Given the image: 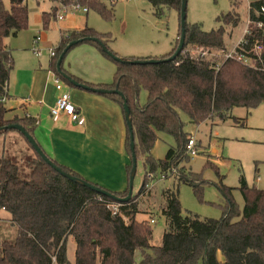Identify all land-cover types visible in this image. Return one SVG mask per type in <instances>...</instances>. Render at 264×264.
Returning a JSON list of instances; mask_svg holds the SVG:
<instances>
[{
    "label": "trees",
    "instance_id": "16d2710c",
    "mask_svg": "<svg viewBox=\"0 0 264 264\" xmlns=\"http://www.w3.org/2000/svg\"><path fill=\"white\" fill-rule=\"evenodd\" d=\"M51 1L54 3L51 11L43 13L44 27L57 19L62 7L73 3L87 7L88 11L94 9L107 19L114 17L113 7L108 8L104 0ZM148 1L158 16L163 14L164 7L176 9L179 14L178 35L169 52L161 56L122 57L127 61L121 62L104 52L97 41L82 42L95 46L115 62L113 81L98 86L124 94L130 108L136 158L145 165L140 190L130 200L118 201L62 175L36 152L19 130L3 129L19 123L34 136L36 120L30 116L12 117L7 105L15 61L13 50L5 40L28 28V0H9L8 5L0 0V135H4L0 153V209L10 214L17 227L15 240H0V264H53L54 259L59 264H264V189L250 186L243 177L239 186L245 202L243 208L235 201L233 188L225 185L223 179L216 184L225 200L219 218H202L191 211L184 215L179 187L164 189L163 215L167 229L160 246L152 244L153 228L149 221L137 219L140 198L149 190V182L156 173L191 185L197 194L208 183L185 165L191 156L186 151L188 134L180 112L187 114L193 124H199L234 117L232 111L239 106L245 107L249 114L264 103V48L258 55L253 51L256 43L264 46V0L250 3V34L245 35V48L239 49L256 59L255 66L225 58L226 26L240 22L237 9L241 0H231V9L218 16L223 24L216 29L205 30L198 22H187L184 48L174 59L169 58L179 44L182 0ZM65 34L55 49L52 64L60 76L56 62L72 40L97 38L119 56L110 46L114 40L111 33H100L86 26ZM199 49H210L214 55L202 57L195 53ZM151 59L156 61L129 62ZM61 69L67 74L62 65ZM141 90L146 92L144 104L139 102ZM108 94L123 108L122 96ZM126 127V150L130 158L126 165L127 187L122 191L111 190L87 180L119 197L128 194L133 166L127 121ZM13 132L21 137L10 135ZM158 132L170 134L176 140L163 159L151 154ZM44 152L64 171L84 179ZM212 167L217 170L215 165ZM69 237L76 241L73 263L67 254ZM137 250L141 253L139 260L135 256Z\"/></svg>",
    "mask_w": 264,
    "mask_h": 264
},
{
    "label": "rangeland",
    "instance_id": "374dc122",
    "mask_svg": "<svg viewBox=\"0 0 264 264\" xmlns=\"http://www.w3.org/2000/svg\"><path fill=\"white\" fill-rule=\"evenodd\" d=\"M104 1L108 8L113 7V19L105 18L91 8L88 13L70 9L64 12L63 19H52L45 28L41 25L39 18L43 12L51 11L52 1L28 0V28L20 31L17 36L6 38L7 42H11L12 47L15 46L16 68H22V63L28 66L37 60L32 53L33 40L36 36L42 37L40 40L42 62L49 61L51 50L57 46L60 36L58 23L66 18L69 27L86 22L100 33H111L114 42L110 46L121 58L161 56L173 47L179 31V14L176 9L164 7L163 14L158 16L148 0ZM4 2L9 4V0ZM230 9L231 0H187V22H198L205 30L216 29L223 24L218 16L227 13ZM237 11L241 14L238 25L226 26L224 37L228 49L237 45L247 27V0L238 7ZM91 46L93 45L90 43H82L70 49L64 57L63 68L70 65L75 70L86 69L82 64V58L88 55L87 50L92 48ZM106 58L108 62L115 65L112 59ZM17 69L12 70L10 83L14 81ZM113 76L114 73L111 70L108 77L111 79ZM61 82L65 84L63 80ZM145 101L146 92L141 90L139 102L144 104ZM180 116L184 131L188 134V138L194 137L198 150V153L191 156L190 161L185 165L208 183L203 184L200 193L197 194L191 185L178 183L173 176L163 177L160 172L155 174V178L149 182V190L140 198V212L137 214V219L149 221L153 228L152 244L156 246L162 244L163 235L167 229L166 217L163 215L164 189L178 186L182 213L185 215L191 211L202 218H219L222 215L225 200L216 185L220 179H223L225 185L233 188L235 201L240 208H243L245 203L239 189L242 177L250 186L264 189V103L251 110L249 114L245 107H235L232 111L234 117L224 121L215 119L193 124L184 112H180ZM16 134L19 133H10L12 136H17ZM8 139L10 141V137ZM3 140L4 135H0V153ZM175 145L176 140L172 135L158 132V139L151 154L156 159H163L169 148ZM213 165L217 167V170L212 167ZM144 175L145 165L142 160H138L133 193L136 194L140 190ZM10 218L7 211L0 209V240L13 241L17 236V227ZM67 247L68 257L73 261L76 249V241L73 237H69ZM138 252L140 251H136L139 257Z\"/></svg>",
    "mask_w": 264,
    "mask_h": 264
},
{
    "label": "crops",
    "instance_id": "0c3cea01",
    "mask_svg": "<svg viewBox=\"0 0 264 264\" xmlns=\"http://www.w3.org/2000/svg\"><path fill=\"white\" fill-rule=\"evenodd\" d=\"M241 1L240 5L245 2V0ZM252 1L247 0V27L250 21L249 11ZM81 11L88 13V11ZM237 12L241 16L240 12ZM43 13L39 20L44 26ZM86 26L89 25L85 22L69 27L67 18L58 23L60 36L57 46L63 33L80 30ZM6 40L5 42L12 48L14 56L15 46L12 47L11 42ZM38 45L42 49L40 42ZM225 45L227 50H230L226 40ZM57 46H54L53 49H56ZM91 47L87 50L88 55L82 58V64L86 69L75 70L68 65L64 70L69 76H74L81 81L80 83L86 84L90 88H102L98 85L113 81L114 76L110 79L108 74L111 70L115 73L116 64L108 62L104 54L99 50L102 53L100 54L95 46ZM32 53L37 60L28 66L22 63L23 67L18 69L16 68V56H14L13 70L17 69V73L14 81L9 85L10 98L7 100V105L11 110L10 115L12 117L15 115L30 116L35 119L34 136L37 142L60 164L78 172L84 179L103 187L117 191L124 190L128 185L126 165L130 163V158L126 150V120L120 103L108 93L86 89L67 82L63 76L55 73L52 67L55 56H51V53L49 61L46 62H42V54L36 55L34 51ZM56 76L63 80L65 88L70 90L71 100L84 118L83 123L72 121L65 113H61L57 117L51 114V107L55 105L59 95V91L55 87ZM138 253L139 257L137 253L135 254L137 260L141 258V253ZM70 261L74 262V260Z\"/></svg>",
    "mask_w": 264,
    "mask_h": 264
},
{
    "label": "water",
    "instance_id": "95a60500",
    "mask_svg": "<svg viewBox=\"0 0 264 264\" xmlns=\"http://www.w3.org/2000/svg\"><path fill=\"white\" fill-rule=\"evenodd\" d=\"M180 25H181V35L179 37V44L175 50V52L170 56L169 59H174L178 54H180V52L183 50L184 45H185V34H186V28H187V0H182L181 3V10H180ZM86 40H94L97 41L101 48L103 49L104 52H106L108 55H110L113 59L117 60V61H121V62H125L127 60H125L124 58H121L120 56H117L116 54H114L113 52H111L110 50H108V48L97 38L94 37H84V38H79V39H75L70 41L67 46L64 48V50L61 52L58 61H57V69L58 71L61 73V75L68 80L69 82H71L72 84L79 86V87H83L86 89H93L95 91L101 92V93H118L120 96H122V98L124 99V104H123V110L125 112V120L127 121V125L128 128L130 130V134H131V142H130V146H131V150H132V162H133V166H132V170H131V174H130V178H129V189H128V194L125 197H119L116 196L115 194L109 192L108 190L101 188L100 186L94 185L91 182L73 176L71 174H69L68 172L64 171L62 168H60L59 166H57L48 156L47 154L44 152V150L42 149V147L39 145V143L37 142L36 138L28 131L26 130V128L24 126H22L19 123H13L10 124L6 127H4L3 129H17L19 130L31 143V145L33 146V148L36 150V152L49 164L51 165L54 169H56L59 173H61L62 175L66 176L67 178H70L73 181H77L82 183L83 185L87 186L88 188L95 190L97 192H100L102 194L108 195L112 198H115L118 201H128L131 199L132 195H133V184H134V177H135V173H136V169H137V158H136V154H135V141H134V132H133V125H132V121L130 118V108L128 106V103L126 101V98L124 96V94L117 90V89H102V88H90L88 85L80 83L76 80H74L71 76H69L68 74H66L65 72L62 71L61 69V65H62V61L66 55V53L75 45H78L79 43H82ZM155 62V59H151V60H129V62L132 63H143V62Z\"/></svg>",
    "mask_w": 264,
    "mask_h": 264
},
{
    "label": "built area",
    "instance_id": "2783aa9c",
    "mask_svg": "<svg viewBox=\"0 0 264 264\" xmlns=\"http://www.w3.org/2000/svg\"><path fill=\"white\" fill-rule=\"evenodd\" d=\"M70 9L71 10L88 11L87 7L81 6L79 3H73L69 6L62 7L58 12L57 18H59V19L63 18L64 12H66ZM262 10L264 12V8ZM250 24H251V22L249 21V25H248L247 29H245V35L250 34ZM259 25L261 26V24H259ZM245 35L242 37V39L240 40L238 45L234 46L233 48H231L230 50L225 52V58L226 59H228V58L235 59V60L242 62L245 65L255 66L256 59L247 55L243 51H239V49L245 48V46L247 44V39L245 38ZM41 38H42L41 36H36L34 41H33L34 42L33 51L36 55L42 54V49L38 45ZM263 48H264V46L261 43H256L253 46V51L255 54L258 55L259 53H261ZM195 53L202 56V57H211L214 55V52L211 51L210 49H199V50L195 51ZM55 55H56V51H55V49H52L51 50V56H55ZM55 87L59 91V95L57 97L55 105L53 107H51V114L54 117H57L61 113H65L70 117V119L72 121L78 122V123H83L84 118L80 115L79 110L77 109V107L72 102L70 90L65 88V86L62 84V82L58 76L55 77ZM186 151L190 156H194L198 153V150L196 149V146H195V139L193 136L188 138V141L186 143ZM53 264H59V263L54 259Z\"/></svg>",
    "mask_w": 264,
    "mask_h": 264
}]
</instances>
